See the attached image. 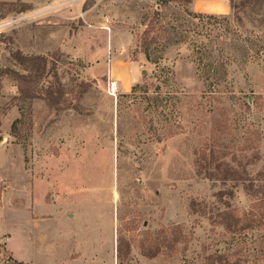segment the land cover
Wrapping results in <instances>:
<instances>
[{"label":"rangeland","instance_id":"obj_1","mask_svg":"<svg viewBox=\"0 0 264 264\" xmlns=\"http://www.w3.org/2000/svg\"><path fill=\"white\" fill-rule=\"evenodd\" d=\"M206 1L65 0L94 9L87 24L75 19L93 31L92 54L85 44L78 56L51 55L66 104L19 99L14 82L1 78L0 160L7 162L3 147H14L17 162L5 192L19 172L20 194L64 211L55 264H264V0ZM19 15L0 19H11L0 30V67L23 72L9 52L18 49ZM105 40L106 53L95 54ZM205 49L229 58L226 77L208 71ZM109 59L133 73L112 76ZM223 210L238 224H219Z\"/></svg>","mask_w":264,"mask_h":264},{"label":"crops","instance_id":"obj_2","mask_svg":"<svg viewBox=\"0 0 264 264\" xmlns=\"http://www.w3.org/2000/svg\"><path fill=\"white\" fill-rule=\"evenodd\" d=\"M1 1L15 2V0ZM20 2L28 6V9L24 11L26 14L19 12L17 20L19 22L15 42L20 51L28 55H47L60 51L78 56L77 45L84 47L85 44L89 50L88 45L93 31L87 29L85 24L75 26L77 22L75 19L80 16L86 24L94 20L92 7L82 11L78 4L71 7L63 6L65 0H49L44 4L34 0H20ZM208 3L212 1L205 2V4ZM40 12L43 14L40 15ZM105 43L106 40L103 46L95 48V54L97 51L103 55L106 53ZM109 45L110 48L116 46L114 42H111V38ZM121 47L123 44L117 46V49ZM86 54L91 55V49ZM111 61L109 72L112 76L118 75L125 79L128 73H133V69L128 72L130 65L128 64L127 67L124 60L109 59V63ZM114 80L116 84L120 82V79ZM2 149L7 153V162L2 166L0 160V179L3 180L0 183V254L6 255L8 259L19 264L60 262L61 251L66 242L63 237L67 230L64 211L54 204L47 203L40 196H37V199L33 198L30 191L24 193L25 195L20 194L17 190L25 180L19 172L11 174L13 190L5 192L6 172H9L17 162L14 160L16 153L14 147ZM19 196H23V199ZM20 200L22 203H19Z\"/></svg>","mask_w":264,"mask_h":264},{"label":"trees","instance_id":"obj_3","mask_svg":"<svg viewBox=\"0 0 264 264\" xmlns=\"http://www.w3.org/2000/svg\"><path fill=\"white\" fill-rule=\"evenodd\" d=\"M27 9L28 6L25 3L6 2L0 0V19L6 17V15L10 12L16 11L19 13L24 12ZM155 14L158 13L156 12ZM193 16L199 18L202 17L203 19L212 22H229V17L226 14H208L204 16L198 14ZM237 20L238 22H241L239 21V19ZM152 24V22H149L147 29L144 30L141 42L142 49L144 50L146 58H148L146 50L149 45L147 37L150 31L149 27H152ZM4 39L3 40L7 41V43H14L13 38L11 37H4ZM245 40L247 39H244L242 41ZM233 49L238 51L244 48H242L241 45L239 46V44H234ZM197 50L199 51L200 48ZM205 50L207 51V49ZM217 51L218 54L214 57L210 56L211 51H207V56L210 57V60L207 65H204L208 68V71L212 72V74L214 73L221 75L222 77H226L228 74L226 67L230 66V60L228 57H225L219 50ZM9 52L11 58L21 67L23 72L16 71L10 67H0V80L2 77H7L9 80L13 81L19 99H41L49 108L52 109H59L61 106H64L66 104L67 100L65 97V90L57 72V66L55 63L56 61L54 60V58H52L54 52L47 55H28L22 53L19 49L10 50ZM219 60L221 61L220 65H218ZM74 109L78 110V106H74ZM216 216L218 218L219 224H223L228 227L233 224L236 225L240 221L239 218L231 215L228 210L220 211L216 214ZM116 251L117 257L120 258L121 240H118Z\"/></svg>","mask_w":264,"mask_h":264},{"label":"built area","instance_id":"obj_4","mask_svg":"<svg viewBox=\"0 0 264 264\" xmlns=\"http://www.w3.org/2000/svg\"><path fill=\"white\" fill-rule=\"evenodd\" d=\"M11 19H4V20H0V30H2V28H4L8 23H10ZM115 87V90H116V82L115 81H112L110 82V86H109V89L112 90L113 92L115 90H113V88ZM3 180L0 179V183H2ZM4 186V185H3ZM4 260H2V258L0 257V264H4Z\"/></svg>","mask_w":264,"mask_h":264},{"label":"bare ground","instance_id":"obj_5","mask_svg":"<svg viewBox=\"0 0 264 264\" xmlns=\"http://www.w3.org/2000/svg\"><path fill=\"white\" fill-rule=\"evenodd\" d=\"M113 90H115V87L113 88ZM5 137L4 136H0V145H3L5 143Z\"/></svg>","mask_w":264,"mask_h":264}]
</instances>
